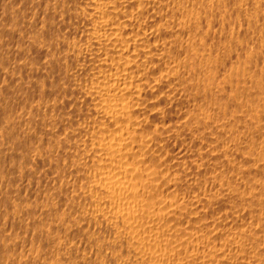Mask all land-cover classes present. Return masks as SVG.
Instances as JSON below:
<instances>
[{"label":"bare ground","instance_id":"bare-ground-1","mask_svg":"<svg viewBox=\"0 0 264 264\" xmlns=\"http://www.w3.org/2000/svg\"><path fill=\"white\" fill-rule=\"evenodd\" d=\"M0 264H264V0H0Z\"/></svg>","mask_w":264,"mask_h":264}]
</instances>
